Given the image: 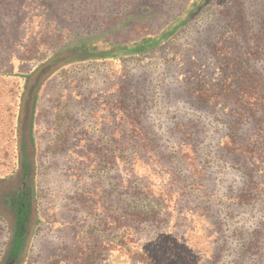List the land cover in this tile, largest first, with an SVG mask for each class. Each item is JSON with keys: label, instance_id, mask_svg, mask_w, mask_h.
<instances>
[{"label": "trees", "instance_id": "obj_1", "mask_svg": "<svg viewBox=\"0 0 264 264\" xmlns=\"http://www.w3.org/2000/svg\"><path fill=\"white\" fill-rule=\"evenodd\" d=\"M53 1L37 3L52 9ZM138 16L125 17L110 30L74 38L75 45L87 47L80 54L62 52L37 71L26 70V107L16 132L22 171L19 190L8 206V256H21L29 232L31 179L38 165L36 115L29 108L32 94L71 67L86 69L89 76L103 73L107 112L120 122L110 123L117 139L111 132L104 169L118 171L128 198L119 221L126 229L119 243L110 240L105 264L215 263L216 247L200 254L199 262L194 260L201 252L191 242L197 217L208 222L214 244L216 233L224 243L235 242L232 253L238 259H249L264 248V0H189L170 20L159 17L154 23L141 22L140 30H122ZM34 19L43 17L34 12L30 24ZM144 57L151 62L139 63ZM169 97L179 109L170 116ZM155 106L166 109L164 120L170 126L162 128L167 136L159 132ZM217 164L241 177V186L226 196L228 213L259 211L261 220L254 228L236 226L227 233L224 222L211 223L207 201L215 195L216 184L209 182ZM108 219L118 218L110 214ZM190 220L189 228L182 230L183 222ZM179 257L185 262L177 261ZM256 264H264V256Z\"/></svg>", "mask_w": 264, "mask_h": 264}, {"label": "rangeland", "instance_id": "obj_2", "mask_svg": "<svg viewBox=\"0 0 264 264\" xmlns=\"http://www.w3.org/2000/svg\"><path fill=\"white\" fill-rule=\"evenodd\" d=\"M187 1L55 0L49 9L37 3L39 0H0V264L9 257L12 218L8 206L19 190L18 177L22 171L16 132L26 107L23 98L28 83L26 70L37 71L62 52L80 54L87 47L75 45L74 38L95 30H110L129 15L139 16L128 21L123 31L140 30L137 25L141 22L154 23L159 17L170 20L180 14V8ZM34 12L40 13L43 19H34L30 24ZM203 24L198 23L197 27ZM99 44L106 47L103 42ZM151 59L144 57L139 63L147 64ZM68 69L32 94L29 108L36 115L34 153L38 165L31 179L29 232L16 264H105L110 240L119 243L125 234L126 228L119 221L128 198L120 187L118 171L104 169L111 132L117 137V130L110 123H120L109 117L104 103L107 80L103 73L89 76L86 69L77 72L72 67ZM170 97L166 98L170 101L169 116L179 111ZM165 115L166 109L158 110L155 106L162 136H167L165 127L170 126L164 120ZM217 165L213 166L215 178L209 182L216 184L215 195L207 201L211 223L215 226L224 222L222 227L228 228L227 233L236 226L254 228L261 220L259 211L245 209L228 213L226 196L241 186V177ZM110 214L117 216V223L109 221ZM190 222H183L182 230L189 228ZM194 224L191 242L201 251L195 254L196 262L200 261V254L210 253L214 247L218 260L212 264H256L264 256L263 248L249 259L248 256L238 259L232 253L235 242L224 243L222 235L216 233L214 244L210 240L213 235L209 237L207 232L206 219L197 217ZM146 226L151 229L150 225ZM177 261L183 263L185 258L179 257Z\"/></svg>", "mask_w": 264, "mask_h": 264}, {"label": "flooded vegetation", "instance_id": "obj_3", "mask_svg": "<svg viewBox=\"0 0 264 264\" xmlns=\"http://www.w3.org/2000/svg\"><path fill=\"white\" fill-rule=\"evenodd\" d=\"M17 258L15 257H8V261L4 262V264H16Z\"/></svg>", "mask_w": 264, "mask_h": 264}]
</instances>
